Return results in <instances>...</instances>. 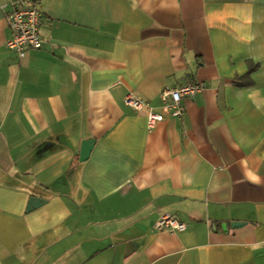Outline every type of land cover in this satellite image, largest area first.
I'll list each match as a JSON object with an SVG mask.
<instances>
[{
  "label": "crops",
  "instance_id": "1",
  "mask_svg": "<svg viewBox=\"0 0 264 264\" xmlns=\"http://www.w3.org/2000/svg\"><path fill=\"white\" fill-rule=\"evenodd\" d=\"M22 1L0 0V264H264V0H36L20 56ZM189 83L151 130L125 103Z\"/></svg>",
  "mask_w": 264,
  "mask_h": 264
},
{
  "label": "built area",
  "instance_id": "2",
  "mask_svg": "<svg viewBox=\"0 0 264 264\" xmlns=\"http://www.w3.org/2000/svg\"><path fill=\"white\" fill-rule=\"evenodd\" d=\"M42 11L36 0H23L21 6L12 10L7 15V23L12 32V37L6 42L7 48L23 56L27 49H41L43 39L40 34ZM201 89L198 84H185L179 87H165L161 94V113L155 112L148 104L129 95L125 103L135 110L147 111L148 128L151 130L166 115L179 117L183 113L182 100L192 97ZM186 224L170 214H162L156 222L157 230L180 232L186 229Z\"/></svg>",
  "mask_w": 264,
  "mask_h": 264
},
{
  "label": "water",
  "instance_id": "3",
  "mask_svg": "<svg viewBox=\"0 0 264 264\" xmlns=\"http://www.w3.org/2000/svg\"><path fill=\"white\" fill-rule=\"evenodd\" d=\"M94 143H95V140L94 139H86L82 142V146H81V151H80V156H79V160L81 162L83 161H86L89 156H90V153L94 147ZM44 202L43 199H39L37 197H32L30 199V203H29V206H28V210H32L34 208H37L38 206H40L42 203Z\"/></svg>",
  "mask_w": 264,
  "mask_h": 264
}]
</instances>
